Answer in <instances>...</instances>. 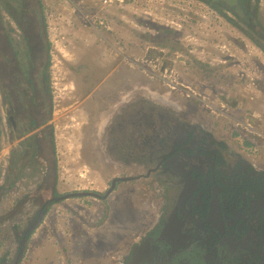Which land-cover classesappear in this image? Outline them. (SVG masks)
<instances>
[{
  "label": "rangeland",
  "instance_id": "rangeland-1",
  "mask_svg": "<svg viewBox=\"0 0 264 264\" xmlns=\"http://www.w3.org/2000/svg\"><path fill=\"white\" fill-rule=\"evenodd\" d=\"M39 1L42 7L33 9L32 34L41 28L37 23H43L44 36L36 41L35 35L33 40L40 52L39 63L47 64L39 75L47 78V86L43 91L38 88L41 98L34 91L29 98L42 99L46 105L37 118L49 121L48 158L51 168L56 166L57 190L54 196L47 188L52 177L42 184L40 172H32L31 167L16 171L18 180L12 182L15 167L6 139L7 116H14L9 107L17 108L20 101V77L12 54L22 52L24 44L18 41L20 34L7 13L1 11L7 16L0 20L4 30L5 22L12 25L13 42L6 45V31L0 26V264L3 257L7 260L3 264L13 263L23 230L30 222V229L36 226L35 217L52 199L58 202L76 191L95 192L101 198L117 178L107 193L113 195L109 201L116 220L112 232L121 238L115 227L120 223L130 231L131 246L134 236L140 239L150 228L160 210L155 190L162 189L161 181L139 166L114 168L96 145L95 125L104 123L117 104L135 101L171 110L201 126L253 168L264 169V51L246 36L248 27L239 25L241 31L200 0ZM257 8L254 40L264 47V0H258ZM76 198L85 200V208L99 200ZM105 201L103 197L96 203L99 222L106 218ZM64 211L79 219L76 205ZM75 234L67 238L70 247L80 240L77 230ZM58 240L60 248L62 239ZM45 247V252L50 251ZM125 253L113 252L105 261L116 264ZM49 254L53 260V253ZM24 256L25 251L21 262Z\"/></svg>",
  "mask_w": 264,
  "mask_h": 264
},
{
  "label": "flooded vegetation",
  "instance_id": "flooded-vegetation-1",
  "mask_svg": "<svg viewBox=\"0 0 264 264\" xmlns=\"http://www.w3.org/2000/svg\"><path fill=\"white\" fill-rule=\"evenodd\" d=\"M4 2L11 12L8 17L0 15V20H5L3 16L11 20L24 44L20 56L12 54L20 77V107H9L14 116H7L10 163L20 171L31 167L40 172L41 183L46 184L48 170L57 176L48 158L49 121L37 118L39 109L46 108L42 99L36 100L47 86L45 76L39 78L46 64L39 63L31 11L26 13L28 8L21 4L14 9V0ZM5 24L9 46L13 28L8 21ZM172 112L128 101L115 105L106 121L95 125L96 145L114 168L139 166L162 184L160 191L155 190L160 210L150 230L116 264H264V169L253 168L201 126ZM149 191L154 193V188ZM45 210L42 207L36 218ZM136 246L141 248L134 251Z\"/></svg>",
  "mask_w": 264,
  "mask_h": 264
},
{
  "label": "crops",
  "instance_id": "crops-1",
  "mask_svg": "<svg viewBox=\"0 0 264 264\" xmlns=\"http://www.w3.org/2000/svg\"><path fill=\"white\" fill-rule=\"evenodd\" d=\"M47 188L53 193L57 190V186L54 183V176L51 186L49 185ZM104 198L106 200L105 207L107 208V211L105 212L106 218L103 221L100 220V222L97 220L98 218H95V209L96 203H101V199L103 198H99V200L95 199V202H89L92 205L90 208H85V200L77 199L76 197L68 199L64 198L61 200L58 199V202L55 201L50 203L43 213L42 218H40V220L36 218L39 222L36 223V226L33 228L32 233L26 242L25 259L22 262L20 261V263L97 264L99 261L104 264H111L105 261L108 259V256H112L113 252L118 254L125 253V251L131 247L129 246L130 231L122 229V226L119 223L115 224V227H117L116 229L120 233L121 238L114 235L115 233L112 232V226H114L113 224L116 220L112 219L113 212L110 213L109 211V201H111L113 195L109 194ZM70 205H76L79 208V219H75V215L67 216V213H65L64 210ZM114 207L113 211L115 210ZM92 208L94 210H91ZM100 215H104V213L101 212ZM119 221L123 223L122 220ZM87 224H89V226ZM76 230L79 234L80 240H74L75 245L73 244V241L72 246L70 247L68 246L67 238L69 236H75ZM59 237L62 239V245L60 248ZM138 239L139 236H134L133 243L137 242ZM45 245L50 251H44V248H46ZM115 246L117 247L114 248ZM82 249L84 250L82 252L83 254L79 253ZM49 252L53 253V260H51V254H49ZM120 257L122 258V256ZM120 257H117V261L120 260ZM17 264H19V259Z\"/></svg>",
  "mask_w": 264,
  "mask_h": 264
},
{
  "label": "trees",
  "instance_id": "trees-1",
  "mask_svg": "<svg viewBox=\"0 0 264 264\" xmlns=\"http://www.w3.org/2000/svg\"><path fill=\"white\" fill-rule=\"evenodd\" d=\"M15 1L16 0H14V2ZM200 1L203 4H205L207 7H209L210 9H212L213 11H215L216 13L221 15L223 18H225L228 22H230L234 26L238 27L241 31H244V30H242L239 27V25H244V26L248 27L250 29V31L246 32V29H245L246 36H248L255 45L259 46L261 48V50L264 51V47L262 46V44H260L258 42V40H254L255 34L253 32V28L256 29L257 23H258L257 19H256L257 14H258V8H257L258 0H200ZM0 3L3 6L2 8H0V12L1 11H5L6 13H8V11L11 12V9L5 5L4 0H0ZM12 4H14V3L12 2ZM18 4H21L24 10H25V8L26 9L28 8L29 11L27 9L26 13L27 12L30 13V11H31V17L33 16V9H35V6H38L39 8L42 7L39 0H17V5ZM11 6L13 7V5H11ZM228 16H231V18H229ZM0 23H2V22L0 21ZM37 26L38 27L41 26V28L43 30H41V28H39V30H37V33H35L33 35V37L36 35L34 37V39L36 41H37V37H42V36H44V33H45V26L43 25V23L42 24L37 23ZM39 46L41 47L40 44H39ZM14 52H15V54H19V50H16ZM36 65H37V62H35L34 67ZM46 67H47V64H46ZM33 72H35V74H38L36 69ZM36 79H37V76H36ZM45 80H47L46 77H45ZM43 90H44V88H42V91ZM17 95H19V90L17 91ZM223 147L225 148L224 144H223ZM51 166L52 165H50V167ZM12 171H14L13 172V180H12V182H14V181L18 180V177H19L16 174V171H20V169L18 170L17 168H14ZM9 172L11 173L10 170H9ZM51 173H52V175L50 176V171L48 170L47 178L52 177V179H53V176H54V183H55V170H54V173H53V171ZM53 195L55 196L56 193ZM52 202H55V199H52L49 203H47L45 206H43V210H45L48 207V205ZM29 224L30 225H28L27 228H25L23 230V234L21 235L20 240H19L20 244H19L18 249H17V255L18 254L20 255L19 263H20L21 256L23 255V252L26 250V242L29 239V237L32 233V230H33L32 228H31L32 230L30 229L32 222H30ZM5 262H7V260L3 257L1 263L3 264Z\"/></svg>",
  "mask_w": 264,
  "mask_h": 264
},
{
  "label": "water",
  "instance_id": "water-1",
  "mask_svg": "<svg viewBox=\"0 0 264 264\" xmlns=\"http://www.w3.org/2000/svg\"><path fill=\"white\" fill-rule=\"evenodd\" d=\"M119 180H120V179H114V180L112 181V183H111V188L107 191V193H108L110 190H113V187L115 186V183H116L117 181H119ZM107 193H106L104 196H106ZM78 196H94V197H96V198H100V195L97 194V193H94V192H93V193H90V192H88V193H81V192L67 193L66 195H64L63 198L68 199V198L78 197ZM41 215H43V214L41 213ZM39 220H40V219H39ZM140 248H141V247L136 246V248L134 249V251H138ZM19 257H20V255H17L15 264H17Z\"/></svg>",
  "mask_w": 264,
  "mask_h": 264
},
{
  "label": "clouds",
  "instance_id": "clouds-1",
  "mask_svg": "<svg viewBox=\"0 0 264 264\" xmlns=\"http://www.w3.org/2000/svg\"><path fill=\"white\" fill-rule=\"evenodd\" d=\"M105 195V194H104ZM104 197H107V195L106 196H104Z\"/></svg>",
  "mask_w": 264,
  "mask_h": 264
}]
</instances>
